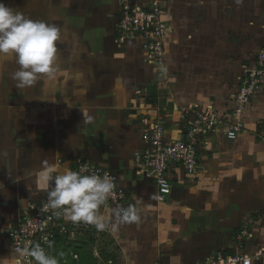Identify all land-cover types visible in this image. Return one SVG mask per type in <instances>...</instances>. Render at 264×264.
<instances>
[{
  "label": "crops",
  "instance_id": "crops-1",
  "mask_svg": "<svg viewBox=\"0 0 264 264\" xmlns=\"http://www.w3.org/2000/svg\"><path fill=\"white\" fill-rule=\"evenodd\" d=\"M120 1L2 0L54 24L61 38L54 79L17 88L14 58L0 61V264L19 253L7 231L48 199L34 185L42 162L64 170L77 157L111 170L125 197L101 207L109 225L103 232L55 215L56 227L40 246L58 264H175L172 257L194 264L216 252L264 264V88L249 102L236 139L223 131L202 137L195 174L169 165L172 189L164 199L135 162L153 121L162 123L169 142L195 112L231 111L237 59L244 56L243 8L238 0H159L170 28L159 66L147 61L138 41H118ZM129 206L139 220L118 223L113 210ZM251 222L262 223L260 233L242 239L238 232Z\"/></svg>",
  "mask_w": 264,
  "mask_h": 264
},
{
  "label": "built area",
  "instance_id": "built-area-1",
  "mask_svg": "<svg viewBox=\"0 0 264 264\" xmlns=\"http://www.w3.org/2000/svg\"><path fill=\"white\" fill-rule=\"evenodd\" d=\"M118 13V41H138L146 52L147 61L161 66L164 63V44L170 28L162 17L163 10L159 0H147L144 3L121 0ZM263 77L264 49L259 51L252 65H244V73L233 95L235 106L229 114L222 115L213 110L195 112L182 135L169 142L165 141L164 126L161 122L153 121L149 125L142 134L145 147L135 154V162L138 164V173L153 179L158 198L164 199L171 192V163L181 165L188 174L197 172L198 146L203 136L223 131L227 139L234 140L245 129L243 113L254 93L261 88ZM184 111L185 114L192 112L190 108ZM82 169L84 171L81 174L95 173L112 180L114 189L106 202L116 203L124 199L125 193L117 186V177L111 170L77 157L70 170ZM47 200L16 227L7 231L12 249L21 251L48 241L57 220L54 211L47 208ZM194 264H251V259L245 254L216 252Z\"/></svg>",
  "mask_w": 264,
  "mask_h": 264
},
{
  "label": "clouds",
  "instance_id": "clouds-1",
  "mask_svg": "<svg viewBox=\"0 0 264 264\" xmlns=\"http://www.w3.org/2000/svg\"><path fill=\"white\" fill-rule=\"evenodd\" d=\"M61 38L60 29L45 21L33 20L22 12L13 11L0 0V61L15 60L17 70L11 78L17 88L33 86L42 77L54 79L58 73L56 58ZM81 171L61 170L55 164L42 162V170L35 177L37 191L47 193V208L73 224H87L103 232L109 227L101 217L100 209L105 205L114 189V183L107 176L81 174ZM2 187V185H0ZM118 223L137 222L139 216L134 206L114 209ZM115 227V226H114ZM51 247V243L48 245ZM30 257L35 264H58L40 244L26 248L13 257L10 264H22L20 257ZM179 264V257H172Z\"/></svg>",
  "mask_w": 264,
  "mask_h": 264
},
{
  "label": "rangeland",
  "instance_id": "rangeland-1",
  "mask_svg": "<svg viewBox=\"0 0 264 264\" xmlns=\"http://www.w3.org/2000/svg\"><path fill=\"white\" fill-rule=\"evenodd\" d=\"M232 1V0H230ZM230 3V2H229ZM238 4L243 8L242 15L244 17L245 22V33L242 35L241 47L244 49V56L238 60L239 72H236V75H239V81L237 86L240 83V78L244 73V65H252L255 61V57L258 55L259 51L264 49V0H238ZM249 30V32H248ZM242 52V51H241ZM245 62V63H244ZM261 88L254 93L252 99L256 97V95L261 92L264 88V77ZM237 90V87H236ZM235 90V92H236ZM234 92V93H235ZM235 106L234 100L232 102V108ZM227 114L230 112L226 111ZM223 113L222 115L226 114ZM221 114V113H220ZM260 129L258 130V132ZM73 165V164H72ZM260 217H264V213H261ZM257 219V218H256ZM262 222V221H261ZM254 223L251 222L250 227H243L238 233L242 239L246 238L250 239L253 237V233H260V227H262V223ZM249 229V230H248ZM259 230V232H257ZM243 241V240H242ZM242 241L237 240V244L241 247ZM245 241V240H244ZM238 246V247H239Z\"/></svg>",
  "mask_w": 264,
  "mask_h": 264
}]
</instances>
